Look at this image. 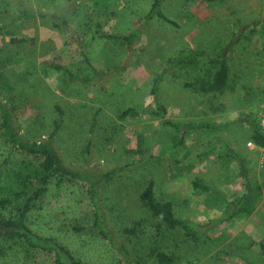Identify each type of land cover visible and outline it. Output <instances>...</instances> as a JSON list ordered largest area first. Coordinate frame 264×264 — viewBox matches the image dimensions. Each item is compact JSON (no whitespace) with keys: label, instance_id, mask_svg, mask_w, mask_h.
Listing matches in <instances>:
<instances>
[{"label":"rangeland","instance_id":"obj_1","mask_svg":"<svg viewBox=\"0 0 264 264\" xmlns=\"http://www.w3.org/2000/svg\"><path fill=\"white\" fill-rule=\"evenodd\" d=\"M22 1L61 13V29L48 17H18V0H0V99L25 139H45L57 128L58 154L93 176L115 240L141 264H156L157 252L169 264H264V147L247 145L250 119L264 103V0H161L169 21L146 17L152 0ZM136 29L128 45L122 36ZM182 49L205 53L170 65ZM218 50L231 85L222 93L196 89L213 80ZM35 163L0 137L3 217L15 218L32 195L10 193L9 177ZM149 182L177 217L204 227L198 241L150 213L140 199ZM90 185L53 176L31 201L26 224L79 264H122L93 227ZM255 187L261 193L246 202ZM53 260L0 237V264Z\"/></svg>","mask_w":264,"mask_h":264},{"label":"trees","instance_id":"obj_2","mask_svg":"<svg viewBox=\"0 0 264 264\" xmlns=\"http://www.w3.org/2000/svg\"><path fill=\"white\" fill-rule=\"evenodd\" d=\"M18 5V17L26 19L48 17L49 19L54 20V26H57L59 30L61 29L59 22H57L62 17L61 13L55 11H42L38 8L34 9L22 0H18ZM154 15L169 21L161 10V0H152L151 10L146 17L150 18ZM62 23L67 25L68 18H64ZM137 32L138 29L131 31L122 37L125 42L130 45L137 36ZM203 53H205V51L182 49L171 59L170 65L182 64L191 54L200 55ZM217 56L219 57L220 66L214 74L213 80L206 83L203 82L201 87L196 89L203 92L222 93L229 85H231L232 78L227 57L220 50L217 51ZM160 77L161 74H157L154 79L151 88V91L154 93H156L155 88L157 87ZM59 113L61 115V111H59ZM56 129L57 128L42 140L25 139L14 125L12 109L6 102L0 99V137L20 151L31 155L36 162L34 168H30V172H24L20 169V171L15 172L8 179V184L6 186L10 193L20 196L27 193V191H31L32 195L24 198V202H22L21 206L18 208V213L15 218H5L0 213V237L8 241H20L29 248L53 253V264H79L70 251L63 245H60L50 237H42L33 233L26 224V215L31 208V201L44 189V185H46L53 176L87 178L88 181L91 182V185L89 186V194L92 201L95 203L93 227L96 228L99 235L107 240L120 254L122 264H141L123 243L115 240L114 235L105 226L103 213L96 203V184L94 183L93 176H85L81 172L71 169L66 163H64L58 154L54 146ZM248 133L251 141L256 146L264 147V130L260 127L256 119H250ZM194 184H201V180H195ZM24 189L27 191H23ZM259 193H261L259 187L253 188L248 194L246 202H249L255 194ZM140 199L150 213L154 217L159 218L166 226L181 229L185 236L193 241H198L203 235L204 227L202 225L187 218L177 217L174 214L173 205L170 201H162L156 197L152 182L147 183L141 191ZM249 209L250 208H246L243 205L239 208V210ZM223 219L224 218H218L216 221L219 222ZM155 258L156 264H169L172 261V258L165 252L155 253Z\"/></svg>","mask_w":264,"mask_h":264},{"label":"built area","instance_id":"obj_3","mask_svg":"<svg viewBox=\"0 0 264 264\" xmlns=\"http://www.w3.org/2000/svg\"><path fill=\"white\" fill-rule=\"evenodd\" d=\"M256 121L260 127L264 130V103L257 110ZM249 147H255V144L252 141L247 142Z\"/></svg>","mask_w":264,"mask_h":264}]
</instances>
